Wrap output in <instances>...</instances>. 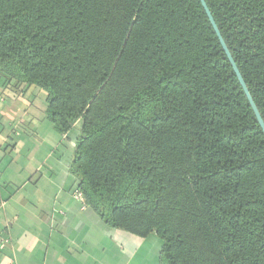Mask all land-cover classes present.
<instances>
[{
  "label": "trees",
  "instance_id": "16d2710c",
  "mask_svg": "<svg viewBox=\"0 0 264 264\" xmlns=\"http://www.w3.org/2000/svg\"><path fill=\"white\" fill-rule=\"evenodd\" d=\"M264 123V0H204ZM0 71L81 124L70 172L160 264H264V134L199 0H0Z\"/></svg>",
  "mask_w": 264,
  "mask_h": 264
},
{
  "label": "crops",
  "instance_id": "0c3cea01",
  "mask_svg": "<svg viewBox=\"0 0 264 264\" xmlns=\"http://www.w3.org/2000/svg\"><path fill=\"white\" fill-rule=\"evenodd\" d=\"M13 85L0 71V264H160L156 236L112 229L75 199L81 124L56 133L46 93Z\"/></svg>",
  "mask_w": 264,
  "mask_h": 264
},
{
  "label": "water",
  "instance_id": "95a60500",
  "mask_svg": "<svg viewBox=\"0 0 264 264\" xmlns=\"http://www.w3.org/2000/svg\"><path fill=\"white\" fill-rule=\"evenodd\" d=\"M199 1H200L201 5L203 7L208 19H209V22H210L212 28L214 29V32L216 33V36H217V38H218V40H219V42H220V44H221L226 56L228 58L229 63L232 66V69H233V71H234V73H235V75H236V77H237V79H238V81H239V83H240V85H241V87L243 89V92H244V94H245V96H246V98H247V100H248V102H249V104H250V106L252 108V111H253V113L255 115V118H256V120H257V122H258V124H259V126H260V128H261V130L263 132V134H264V123H263V121H262V119H261V117H260V115H259V113H258V111H257V109H256V107H255V105H254L249 93H248V90H247V88H246V86H245V84H244V82H243V80H242V78H241V76H240V74H239V72H238V70H237V68H236V66H235L230 54H229V52H228V50L226 49V46H225V44H224V42H223V40H222L218 30H217V27L214 24V21H213L211 15L209 13L207 7H206V4L204 3V0H199Z\"/></svg>",
  "mask_w": 264,
  "mask_h": 264
},
{
  "label": "built area",
  "instance_id": "2783aa9c",
  "mask_svg": "<svg viewBox=\"0 0 264 264\" xmlns=\"http://www.w3.org/2000/svg\"><path fill=\"white\" fill-rule=\"evenodd\" d=\"M75 199H77V200L80 201V202H83L82 196H81V194H79V193H77V194L75 195Z\"/></svg>",
  "mask_w": 264,
  "mask_h": 264
}]
</instances>
